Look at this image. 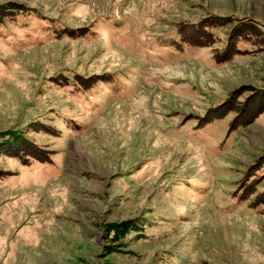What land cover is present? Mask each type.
Masks as SVG:
<instances>
[{
    "label": "rangeland",
    "instance_id": "rangeland-1",
    "mask_svg": "<svg viewBox=\"0 0 264 264\" xmlns=\"http://www.w3.org/2000/svg\"><path fill=\"white\" fill-rule=\"evenodd\" d=\"M0 10V264H264V0Z\"/></svg>",
    "mask_w": 264,
    "mask_h": 264
},
{
    "label": "trees",
    "instance_id": "trees-1",
    "mask_svg": "<svg viewBox=\"0 0 264 264\" xmlns=\"http://www.w3.org/2000/svg\"><path fill=\"white\" fill-rule=\"evenodd\" d=\"M3 12V10H0V13ZM17 13H21V10H18L16 8H8L4 11V14L6 16L10 15V14H17ZM4 14H0V18H5V15ZM117 235V234H115Z\"/></svg>",
    "mask_w": 264,
    "mask_h": 264
}]
</instances>
